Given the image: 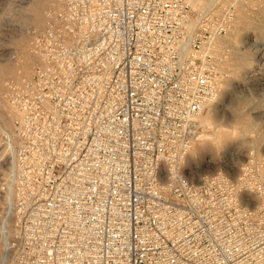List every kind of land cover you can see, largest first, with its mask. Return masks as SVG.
<instances>
[{"label": "built area", "instance_id": "built-area-1", "mask_svg": "<svg viewBox=\"0 0 264 264\" xmlns=\"http://www.w3.org/2000/svg\"><path fill=\"white\" fill-rule=\"evenodd\" d=\"M188 0H58L31 40L0 193V264H264V158L184 173L225 77Z\"/></svg>", "mask_w": 264, "mask_h": 264}, {"label": "rangeland", "instance_id": "rangeland-1", "mask_svg": "<svg viewBox=\"0 0 264 264\" xmlns=\"http://www.w3.org/2000/svg\"><path fill=\"white\" fill-rule=\"evenodd\" d=\"M188 1L195 10L204 9L207 5L206 0H197L198 5ZM47 2L0 0V65L10 67V71L2 75L0 82V187L10 164L9 147L3 144L1 136L3 131L12 130L15 115L13 112L7 121V110L12 109L5 98L8 83L10 80L30 77L33 72L37 59L32 58L33 64L31 63L26 75L23 73L20 51L30 54L33 35L44 26L47 12L58 5V0ZM39 5H43L42 12L39 14L40 18H36L32 8ZM209 7L214 15H222L229 9L231 18L227 22L226 31L214 35L215 43L211 44L225 77L220 98L202 112L211 122L210 125L202 124L203 133L214 134L218 130H227L229 138L224 143L214 144L211 149L201 150L195 158L192 151L203 142V137L192 144L184 164V173L194 183L203 176L219 172L231 178L237 177L249 161L264 158V0H216ZM237 52L247 53V61L240 67V64L234 65L231 61V57ZM238 97L244 102L235 107ZM237 114L252 118V125L245 127L236 123ZM194 161L200 162L206 169L210 168V171L202 173V170H196ZM263 172L259 170L256 174ZM3 205L0 193V222ZM1 249L0 240V254Z\"/></svg>", "mask_w": 264, "mask_h": 264}, {"label": "bare ground", "instance_id": "bare-ground-1", "mask_svg": "<svg viewBox=\"0 0 264 264\" xmlns=\"http://www.w3.org/2000/svg\"><path fill=\"white\" fill-rule=\"evenodd\" d=\"M38 1V0H37ZM48 0H41L42 3H46ZM216 0H206V6L204 9H207L209 10L211 7H209L213 2H215ZM53 2V1H52ZM191 2L193 3V5H198V1L197 0H191ZM38 3V2H36ZM48 3V2H47ZM46 3V4H47ZM37 5V4H36ZM43 7V5H42ZM42 7L37 6V7H33L32 8V12L35 14L34 16H39V14L42 12L41 9ZM40 9V10H39ZM31 12V13H32ZM32 13V15H33ZM33 16V18H35ZM41 16V15H40ZM39 16V18H40ZM32 18V17H31ZM37 22V20H36ZM39 22V21H38ZM264 27V25H263ZM214 37L209 39L206 43V46L208 45L209 47L211 46V44L215 43V41H213ZM30 49V48H29ZM25 50V49H24ZM22 52L21 56H22V59H23V63H22V66L24 67V70H23V73L27 75V73L29 72V69L31 67V63L33 64V62L31 60H33L32 58H36L37 59V56L34 55L32 53V51H30V54L27 52V51H20V53ZM231 61L232 63L235 65V64H240L238 67H240L241 65L245 64L246 61H247V53L245 52H237L236 54H234L232 57H231ZM237 67V68H238ZM226 68V66H225ZM10 67L9 65H0V82H1V78H2V75L5 74L6 72L10 71L9 70ZM227 74V72H226ZM1 87V85H0ZM246 97V96H245ZM11 108V107H10ZM7 110V109H6ZM10 112V113H9ZM13 110L12 109H9L7 110V115H8V118H7V121L10 119V116L12 117L13 115ZM11 114V115H10ZM200 122L201 124L203 125H210L211 122H210V119L206 117L205 114H201L200 117ZM235 122L236 123H241L243 124V126L245 127H250L252 125V118L248 117V116H244V115H240V114H237L236 115V118H235ZM216 128V127H215ZM203 137L202 138V141L197 147H194L192 153H193V158L196 157V155L201 151H205L207 150V148L210 147V149L213 147L214 144H221V143H224L228 140L229 138V133L227 130H218L216 131L214 134L212 133H203V135L201 136ZM200 137V138H201ZM205 140V141H204ZM195 160V159H193ZM194 166L196 167V170H202V173H208L210 171V168L206 169L203 167V165H201L200 162L198 161H194ZM201 173V172H200Z\"/></svg>", "mask_w": 264, "mask_h": 264}, {"label": "clouds", "instance_id": "clouds-1", "mask_svg": "<svg viewBox=\"0 0 264 264\" xmlns=\"http://www.w3.org/2000/svg\"><path fill=\"white\" fill-rule=\"evenodd\" d=\"M244 101L241 98H237V103L235 107H238L239 105H241Z\"/></svg>", "mask_w": 264, "mask_h": 264}]
</instances>
